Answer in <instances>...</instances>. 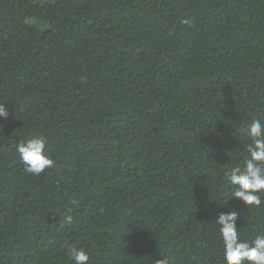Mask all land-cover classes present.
Instances as JSON below:
<instances>
[{
	"label": "trees",
	"instance_id": "obj_1",
	"mask_svg": "<svg viewBox=\"0 0 264 264\" xmlns=\"http://www.w3.org/2000/svg\"><path fill=\"white\" fill-rule=\"evenodd\" d=\"M0 104V264H224L264 0H0ZM41 135L55 165L25 173L16 145ZM228 205L264 232V202Z\"/></svg>",
	"mask_w": 264,
	"mask_h": 264
},
{
	"label": "clouds",
	"instance_id": "obj_2",
	"mask_svg": "<svg viewBox=\"0 0 264 264\" xmlns=\"http://www.w3.org/2000/svg\"><path fill=\"white\" fill-rule=\"evenodd\" d=\"M8 115L4 104H0V119H7ZM243 132L251 141L245 146L248 155L242 165L225 170V183L231 186L230 198L223 205L228 211H219L214 220L219 226L224 264H264V232H258L250 241L242 239L237 230L239 213L228 205L229 200L242 202L247 207H259L264 202V123L252 120ZM46 144L47 137L43 135L17 143L16 151L25 173L39 175L54 167L55 160L48 154ZM71 212L68 209L63 214L66 225L73 223ZM66 255L72 264H88L89 255L83 247L69 246ZM162 264L168 261L162 260Z\"/></svg>",
	"mask_w": 264,
	"mask_h": 264
}]
</instances>
